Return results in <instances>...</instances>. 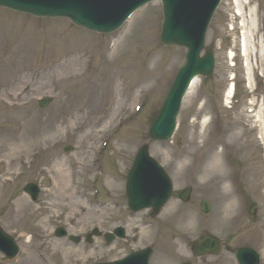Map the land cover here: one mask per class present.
I'll use <instances>...</instances> for the list:
<instances>
[{
    "label": "rangeland",
    "instance_id": "obj_1",
    "mask_svg": "<svg viewBox=\"0 0 264 264\" xmlns=\"http://www.w3.org/2000/svg\"><path fill=\"white\" fill-rule=\"evenodd\" d=\"M251 8L260 11L255 30L247 33L246 43L250 54L247 63L255 77L253 108H249V94L241 81L244 58L239 55L234 33L236 54L233 62L228 59L227 35L232 24L234 27L237 24L233 22L231 0H224L206 38V47L212 48L215 54L213 75L209 81L198 83L194 92L198 100H194L187 112L185 101L173 138L160 143L150 142L147 130L182 64L185 50L160 44L162 14L158 4H150L130 23L108 35L87 33L63 19L19 17L0 9V25L9 29L11 48L17 43L15 52L0 45V224L17 235L21 250L19 257L8 263L60 264L40 254V242L30 237L24 224L33 220L36 225L43 224L46 230L43 237H46L49 228L58 224L56 219H64L62 224L68 220L83 227L87 218L93 217L96 223L98 217L89 210L100 212L98 205L101 203L97 206L90 203L91 179H99L97 186L101 185L105 191L98 201L125 203L123 176L137 148L147 141L150 155L164 167L174 184L186 183L193 188L191 239L198 230H207L223 239L226 244L220 258L223 264L243 245L264 253V161L254 134L250 132L251 115L259 110L261 102L264 103V0H254ZM117 41H124L126 49L113 55ZM60 42L61 48L58 47ZM231 77H235L236 84L232 109L226 108L229 104L222 105V95ZM43 97H52L53 102L40 109L37 102ZM83 97L93 100L82 105ZM200 97L206 99L209 110L218 102L223 129L218 128L217 133L211 131L197 155L209 154L212 146L214 151L220 150L213 142L217 137L218 140L228 137L229 131L224 130V126L234 120L241 123L237 142H232L225 153L224 169L235 184L242 180L240 186L243 188L241 193L235 190V197L241 199L236 197L235 210L231 214L234 217L224 226H218V217L224 215L218 210L216 193L209 185L200 184L199 176L195 181L190 180L186 169L179 167L175 160L189 148L188 138L195 119L194 112L190 111L201 107L204 99ZM83 101L86 102V98ZM140 101L145 102V109L133 114V106ZM118 123L122 126L118 127ZM194 128L199 131V125ZM20 138L26 147L32 148L31 158L17 159L14 148L23 145ZM104 141L107 147L100 152ZM65 145H71L73 151L63 153ZM233 159H237V165ZM53 160L62 163V173L52 167ZM58 181H65V185L58 186ZM28 182L41 185L36 203L22 192ZM228 192L232 193L229 189ZM203 199L209 201L212 209L215 206V218L214 214L199 218L197 208ZM253 204L257 205V213L250 219L248 211ZM86 226H90V222ZM170 242L177 246V241ZM55 245L52 252L58 250L63 254L67 250L74 259L84 258L77 254L79 250L73 245L64 250L61 245ZM158 249L163 259L164 251L162 247ZM101 255L104 257V252L96 254L98 258Z\"/></svg>",
    "mask_w": 264,
    "mask_h": 264
},
{
    "label": "water",
    "instance_id": "obj_2",
    "mask_svg": "<svg viewBox=\"0 0 264 264\" xmlns=\"http://www.w3.org/2000/svg\"><path fill=\"white\" fill-rule=\"evenodd\" d=\"M72 1H80L83 8L75 11L71 6ZM138 1L140 2V0H137V2ZM142 1L145 2L148 0ZM114 2H116V4L113 7L110 18L119 16V23L136 8L137 4H139L136 0H0V6H5L21 12H28L37 16L53 17L57 14L67 15L77 23H86L88 25H84L88 27L103 29V26L89 24L86 15L90 16V12L94 13L92 9H97L101 14L106 13V11L101 8ZM162 2L165 7L166 24L163 28L161 40L167 45H187L190 48V53L188 55V63L178 74L163 109L151 126L150 136L152 139L156 140H164L168 138L172 132L179 96L189 79L200 72L195 67V56L201 48L202 36L218 0H162ZM99 3L100 6L98 5ZM94 16H96V13ZM174 18L182 23L181 28L176 30V33L171 26L167 25V22L173 23ZM114 24L116 25L117 22L107 21L104 26L107 28ZM177 36H181L183 41L173 38ZM188 36L193 37V40ZM190 44H193L194 47ZM203 60L207 65H210L208 60ZM47 103L48 101L45 100L40 104L46 105ZM156 188L163 190L161 197L166 196L161 202H158V199L153 195ZM29 189L30 188H27V190ZM126 189L129 196L130 207L134 210L152 206L154 208H159L169 196V183L158 165L148 157L146 146L139 150L133 166L129 171ZM0 250L7 255H9L8 252H10V250H14L12 240L6 237L1 231Z\"/></svg>",
    "mask_w": 264,
    "mask_h": 264
},
{
    "label": "bare ground",
    "instance_id": "obj_3",
    "mask_svg": "<svg viewBox=\"0 0 264 264\" xmlns=\"http://www.w3.org/2000/svg\"><path fill=\"white\" fill-rule=\"evenodd\" d=\"M252 0H232V8L234 10L233 14L234 16L239 15L240 18H242V26L244 29H250L253 30V25L255 23V14L252 11V8L250 6ZM71 6L75 11H78L79 9H82V3L80 1H72ZM254 16V17H252ZM246 18L249 19V21L246 20ZM252 18V19H251ZM133 19V17L131 18ZM251 19V20H250ZM130 23V22H129ZM253 38H255L253 36ZM9 40V35H7V32L5 28L0 29V44L5 46V44ZM144 40H146L144 36ZM3 41V42H2ZM120 47V44L116 46V50ZM243 55L246 56L248 53L247 47L243 46ZM231 55V54H230ZM154 58H152L153 61ZM246 75L248 76L247 72ZM245 79L248 81V85L251 88V85L249 84L250 77H245ZM197 80H195L187 95H186V106H185V112L190 110L192 108V105L194 103V100H197V96H194V92L196 90ZM231 89L225 91L224 98L226 100L229 99ZM254 104L253 102L251 103ZM194 110H191L190 112L193 113ZM210 110L206 108V103H203L201 108L197 109L194 112V122L191 125V131L188 138L187 145L189 148L180 154L178 157H176L177 165L179 167H190V166H196L199 172V175L203 179V184L205 185L206 181L210 182H218V183H228L230 181V178L224 171V166L222 162L224 149L221 150V152H212L208 154V156L203 161L202 167V155H200L198 158H195L197 155V152L200 150L201 146L205 143V140L207 139L208 134L210 133V129L212 126V118L208 120V117H210ZM201 117V120L199 123L197 122V118ZM253 126L254 129L259 134V138L264 144V111L259 109L258 112H256L253 116ZM200 124L199 131H196L194 127H196L197 124ZM241 123L239 120H234L229 125L224 127V130H228V139H230L231 142H237L238 140V131ZM223 129V127H222ZM221 129V131H222ZM19 137V136H18ZM22 138V137H21ZM20 138V139H21ZM19 139V140H20ZM200 141V143H199ZM20 142L23 143V145H20L18 147H15L14 150L17 152V159L19 158H31L32 156V148L26 147L24 140H20ZM52 167L55 169V167L58 169L59 173H62V163L58 162L57 160H53ZM62 176V174H60ZM58 186L65 185V181L60 183V181L56 182ZM217 192V191H216ZM227 189L222 187L218 191V210L225 215L224 217H227L230 215L233 211V202H227L229 200V196L227 195ZM221 217H218V224L221 223Z\"/></svg>",
    "mask_w": 264,
    "mask_h": 264
},
{
    "label": "flooded vegetation",
    "instance_id": "obj_4",
    "mask_svg": "<svg viewBox=\"0 0 264 264\" xmlns=\"http://www.w3.org/2000/svg\"><path fill=\"white\" fill-rule=\"evenodd\" d=\"M117 245H120V243H117Z\"/></svg>",
    "mask_w": 264,
    "mask_h": 264
}]
</instances>
